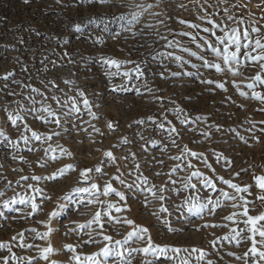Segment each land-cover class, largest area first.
<instances>
[{
  "label": "rangeland",
  "instance_id": "374dc122",
  "mask_svg": "<svg viewBox=\"0 0 264 264\" xmlns=\"http://www.w3.org/2000/svg\"><path fill=\"white\" fill-rule=\"evenodd\" d=\"M150 4L155 7L147 8ZM136 5H144L147 10L143 11L131 32L122 31L131 13L138 10ZM224 9L228 10L227 14ZM121 15L125 19H120ZM227 16L235 19L228 20ZM241 19L244 23L238 24ZM209 21L229 29L256 27L264 34V0H105L103 3L99 0H60L59 3L57 0H29L27 3L25 0H0V132L3 133L0 135V192L3 193L0 195V243L11 246V252L7 248L0 249V261L13 254L16 257L40 255L36 248L27 250L18 246V234L23 233L25 245L35 244L43 248L50 243L54 249V254H50L47 261L37 259L36 264H75L74 255L83 258L98 252L106 243L103 235L98 234V225L93 224L86 230L78 228L100 211L105 223L103 234L112 236L113 241L122 240L132 230L131 226L123 223L127 218L148 228L153 242L159 246L190 251L203 249L206 256L200 264H208V261L212 264H245L244 254L251 247V241L236 246L235 241L224 239L235 227L224 217L242 209H233L228 202L214 214L205 211L202 217H197L188 213L186 208L177 207L183 205L189 195L215 199L218 193L198 184L197 191L182 190L179 194L168 191L164 195L170 198L160 201L148 196L146 202L139 189L129 191L113 179L120 175L130 184L142 174L147 177L148 186L155 185L157 190L161 186L171 189L169 173L180 165L171 174V179L177 181L176 187L182 188L184 178L192 171L186 168L187 161L191 160L193 170L198 169L213 180L217 188L232 192L220 183L219 177L241 186L253 185L251 194H244L246 199L254 201L249 205L250 215L264 213V203L257 199L261 192L254 186V174L264 175V111L261 110L264 104L240 96L233 86L236 82L240 90L248 91L249 78L260 69L258 65L243 67L241 74L234 76L228 71L220 74L214 68H204L198 57L216 58L203 47L204 39L214 41L215 37L203 29L209 28L216 35H222L219 28H213ZM116 33L120 35L116 36ZM90 34L93 37L103 35L104 42L94 44L89 39ZM169 41L176 44L172 48L166 47ZM181 48L188 51H181ZM157 52L180 55L188 63L180 67V62L173 58L153 59ZM192 52L197 55H190ZM101 57L130 61L124 70L139 65L144 75L140 79L135 78V73L131 80L121 77L109 79ZM241 61L247 63L243 50ZM193 64L196 67H192ZM185 72L191 75H184ZM10 73L12 75L8 79H3ZM172 73L181 75L173 76ZM209 79L223 82L227 90L219 89L216 83L201 82ZM117 85L124 87L115 88ZM33 88L44 95L34 93ZM137 88L141 94L137 93ZM257 90L264 91V86H258ZM78 91H83L89 100L95 119L84 108L83 98L77 96ZM53 96L58 97L61 103L68 97H76L80 113L64 117L67 107L61 108L51 99ZM29 97L37 101L35 106ZM43 105H50L61 116V127L44 123L35 118V112L29 111ZM177 108L194 122L181 124L180 119L184 117L177 119ZM10 113L23 119L14 125L9 119ZM41 115L46 116V113ZM198 116L205 119L196 120ZM148 117H153L158 123L163 122L164 129L157 128ZM142 120L144 122L140 123ZM168 121L178 130V135H169ZM110 122L112 129L108 127ZM25 123L42 137L51 135L52 140L41 143L32 139L25 145L22 135L31 136V131H25ZM94 129H99V133ZM202 132L210 135L203 136ZM125 137L129 141L127 144L122 143ZM49 144L55 153H45ZM185 145L191 152L202 156L183 155ZM108 150L118 157L115 163H102L107 159L104 152ZM132 153H135V159ZM53 155L56 160L51 159ZM176 156H182V161L173 159ZM45 163L47 166L41 167ZM135 164L140 165V172H136ZM66 165H73L76 171L60 176L59 170ZM96 166H100L105 174L91 172V183L102 188L105 182H111L117 191L125 193L126 201H121L114 193L108 197L101 196L102 200L125 209L119 213L112 211V216L121 223L109 222L103 216L106 205H87L88 194L73 191L75 187H88L90 183L80 180L79 170ZM53 174H56L54 179H46ZM33 175L44 178L33 181L30 179ZM24 176L29 179L22 180ZM195 180L193 178V182ZM28 184L43 189L42 194L36 195L38 204L44 196L51 197L44 200L42 211L28 215L31 209L24 205L3 207L4 201L18 199L17 194L33 195V191L27 188ZM66 193L71 195V199L62 201L60 198ZM81 199H84V205L77 203ZM57 203H64L66 207L59 216L48 221V214ZM161 206L168 212H160ZM165 220L169 223L165 224ZM45 224L52 228V233L47 239H35L36 233L30 230L43 233L47 231ZM169 227L174 231H169ZM87 232L93 234L97 243L87 242ZM13 237L17 239L13 240ZM66 245H73L75 253L69 252ZM142 246L143 243L131 244V247ZM257 246L260 247L259 244ZM180 255L188 256L187 253ZM197 255L191 254V264H197ZM149 258L154 259V264H174L163 257L158 260ZM143 260L142 254H135L133 264H143ZM9 264H16V261L10 260ZM248 264L254 262L249 259Z\"/></svg>",
  "mask_w": 264,
  "mask_h": 264
},
{
  "label": "snow or ice",
  "instance_id": "6c2138e0",
  "mask_svg": "<svg viewBox=\"0 0 264 264\" xmlns=\"http://www.w3.org/2000/svg\"><path fill=\"white\" fill-rule=\"evenodd\" d=\"M29 2V0H25V3ZM59 3L60 0H57ZM99 2L103 3L105 0H99ZM235 7H240L241 5H234ZM138 10L133 11L130 15V18L127 20L126 27L122 28V31H128L131 32L132 27L139 22L140 17L143 14V11H146L147 8L155 7V5H148L147 8H145L144 5H136L135 6ZM181 7H184V5H181ZM225 13L227 14V9H224ZM120 19H125L123 15H121ZM228 20H233L235 17L233 16H227ZM183 23V21H181ZM210 24L213 25V28H219L222 35H216V32L209 29L204 28V32H211V35L215 37V40L212 41L210 39H204L203 40V47L207 48L211 54L214 55L216 60H209L206 59L204 56L198 57L203 63L202 66L204 68H214L217 73L223 74L225 71L230 72L234 76H238L241 74V68L248 67V66H259L260 71L257 72L254 76L250 77V82L247 83L246 88L248 91L240 90V85L236 82H233V86L237 88L239 91V95L242 97H245L247 99H252L259 101L261 104H264V91L257 90L258 86H264V34L260 33V30L256 27L251 28H244L241 30L239 27H233L231 29L225 27H221L220 25L215 24L214 21H209ZM244 23L243 19L238 21V24ZM79 28V26H77ZM192 27H196L195 25H192ZM255 34V38H254ZM120 35V33H116V36ZM132 35H135L133 32ZM89 39H92L94 44L103 43L104 42V36H95L93 37L91 34L89 35ZM196 37H193V40H195ZM176 42L169 41L166 47L172 48ZM199 47V45H198ZM243 50V58L244 61L247 63H243L241 61V52ZM181 51L187 52L188 49L181 48ZM192 56H196L197 54L195 52L190 53ZM157 57L160 58H173L176 61H179L180 67H183L185 63H188L183 59L180 55H173L171 52H157L155 56H153V59H156ZM220 61V62H216ZM101 63L106 67L107 69V75L109 76V79L113 77H121L125 80H131L133 79V73H135V78L140 79L144 72L142 68L137 65L136 67L128 70H124L126 68V65L131 63L130 61H120L113 58H107V57H101ZM192 67H196L195 64L192 65ZM184 75H191V73H183ZM12 75L11 73L3 77V79H8V76ZM173 76H180L181 73H172ZM202 83L207 84H213L216 83V87H218L221 90L226 91L225 84L223 82H214L213 80H203ZM65 83H72L71 81H65ZM123 85H117L115 88H123ZM145 87L147 85L145 84ZM115 90V89H114ZM34 93H37L38 95L43 96V93H40L38 89H32ZM138 94L140 93L139 88L136 89ZM149 92L152 91V89H148ZM78 97L83 98L82 103L84 105L85 109L89 110V114L93 116V119L96 118L94 113H91L90 108V102L86 98L83 91H78L77 93ZM31 100L33 106L37 103L36 100L29 97ZM54 100L58 105H60L61 108L67 107V111L63 112L64 117H70L71 115H75L80 113V108L78 107L77 98L76 97H68L66 100L61 103V100L53 96L51 98ZM159 99V98H157ZM70 103V106H69ZM264 111V109H261ZM29 111L35 112L36 116L35 118L40 119L44 123H54L57 125V127L62 126L61 122V116L57 114L56 111L51 109L50 105H43L39 109H36L33 107ZM175 112L177 113V119H180L181 116H183V119H180L181 124L186 123H192L194 121H190L187 117V115L183 112L182 109H175ZM42 113H46L45 115H41ZM14 116V118H13ZM9 119L12 120V123L15 125L17 121H20L23 119L22 116L18 114H9ZM148 120H150L153 124L157 126L159 129H164L165 124L163 122L158 123L153 117H148ZM204 117H196V120H203ZM144 121H140V123H143ZM169 127L167 131L169 132V135L171 136L172 133H176L178 135V130L171 125V122H167ZM264 123V122H262ZM73 128L76 127V125H72ZM108 127L110 129L113 128L112 123L110 122L108 124ZM255 125H253V128ZM25 131H31V136L28 135H22L21 139L23 140L24 144L27 145L29 143V140H37L41 141V143H45L52 140V136H41L37 131L31 130L28 128L27 124L24 125ZM219 131V128L216 129ZM67 131V129H65ZM94 131L99 133V129H94ZM234 131V130H233ZM251 131V129L249 130ZM0 135H3L2 132H0ZM53 135H59V133H54ZM102 135V133H101ZM201 135L203 136H209L210 133L208 132H202ZM241 140H244V137H240ZM129 141L127 137H125L122 141L123 144H127ZM172 143L175 144V140H172ZM31 150V149H30ZM55 149L51 147V144H49V147L45 149V153L48 152L55 153ZM66 151V150H65ZM70 156L71 153H68ZM183 155L193 158H200L202 154H198L196 152H191L187 145L184 146L183 149ZM104 156L107 158L105 161H102V163H115V161L118 159V157L114 156L113 152L111 150L105 151ZM133 159H135V153H132ZM220 157L218 156V159ZM21 160L24 158L21 157ZM52 160H56L57 157L53 155L51 157ZM123 159H127V157H123ZM173 159L177 161H182V156H176L173 157ZM206 163V159L204 161ZM47 164H42L41 167H46ZM180 165H177L171 170V173H169V179L172 184V188L168 189L164 186H161L158 190L155 185L148 186V179L147 177H143L142 174L140 176H137V180L133 183H126L125 180L121 179L120 175H117L113 177V179L117 180L123 187L128 189L129 191H132L134 188L139 189L141 193L145 196V201L148 202V196H151L153 199H158L160 201H164L166 197L164 195L165 192L171 191L173 193L179 194L181 191H197L198 190V184H202L205 189H211L213 192L218 193V195L213 199L212 196L205 197L204 199H201L199 196H192L189 195L185 197L183 205L177 206L178 208H186V211L194 216L202 217V214L207 211L209 214H214L217 209L222 208L226 203L231 202V207L233 209H242V211H234L231 214L224 217L227 221L231 222L235 227H232L230 229V235H226L224 239H227L229 241H235L236 246H239L242 242L251 241V247L247 252L244 254L245 264H248L249 259H251L254 264H264V213H260L257 215H250V204H254V201H249L246 199L244 194H251L250 189L253 187V185L248 186H241L236 183H233L231 180H225L223 177H219L220 183L226 185L229 189L232 190V192L225 191L224 189L217 188L216 183L213 182V180L209 179L208 177L204 176L198 169H194V165L191 163V160H188L186 163V168L189 170H192L190 172V175L184 178L182 188L176 187L177 181L171 179V174L175 173L177 168H179ZM135 170L136 172H140V165L135 164ZM68 171H76V168L73 165H66L65 168L59 170V175L63 176ZM97 172L100 174H105L100 166H96L95 168H85L82 170H79V178L80 180L90 182L91 181V172ZM117 171H119V168H117ZM131 175V173H129ZM56 174H53L52 176L47 177L46 179L52 180L55 178ZM159 175V173H157ZM239 175V173H237ZM44 177L33 175L30 177L33 181H39ZM193 178H196L195 182H193ZM22 180L27 181L29 177L24 176L21 177ZM254 186L257 187L261 195L257 197L262 203H264V175H256L254 174ZM10 183V182H9ZM28 189H31L33 191V195L30 196H20L17 198H10L7 201L3 202V207L8 208L11 204H19L24 205L27 207H30L31 211L28 213V215H33L37 211H42V205L44 203V200H50L51 197L44 196L43 200L40 201L38 204L36 202V195L42 194L43 189L39 187H35L33 184L27 185ZM75 193H87V205H93L98 204L101 206L106 205V208L104 209L103 216L110 222L112 220H115L116 223H121L119 219L112 216V211L119 213L124 211V208L117 207L115 204L110 203L108 201L102 200L101 196L108 197L111 194H115L119 197L121 201H126V196L124 192L117 191L111 182H105L103 187L101 188L96 183H89L88 187H75L73 189ZM0 195H3L2 192H0ZM62 201H67L71 199V195L66 193L63 197L60 198ZM77 203H80L81 205L85 204L84 199H81L77 201ZM86 206V205H85ZM66 205L64 203H57L56 207L48 214V221H51L54 217H57L61 214V212L64 211V208ZM16 211H21V209H15ZM160 212H168V209L161 206L159 209ZM239 217V219H237ZM41 223H44L43 221ZM124 224H127L131 226L132 230L127 233V235L122 240H114L112 236L110 235H104L103 229L105 227L104 220H102V214L100 211H97L93 219L88 221L86 224H80L78 225V228L81 230H86L88 228H91L93 224H96L99 226L100 232L99 235H103V241L106 243L103 244V247L99 249L98 252H94L89 255H85L83 258H81L80 255H74L72 259L75 261V264H110V258H111V264H133L134 256L135 254H142L144 256L143 264H154L155 258L158 260V258L163 257L166 260L173 261L174 264H191V254L192 253H198L196 256L197 264H200L201 261L204 260L206 253L203 249H196L193 248L191 251L187 248H177L172 247L169 248L168 246H159L153 242V239L149 233V229L146 227H143L141 225H137L132 219L125 218L123 220ZM165 224H168L169 222L167 220L164 221ZM240 225H243V227H240ZM45 227H47V231L40 233L37 232L36 229H31L30 231L35 232L36 236L35 239H47L50 234L52 233V228L45 224ZM212 227H227V225H212ZM169 231H174L171 227H169ZM20 239V244L18 245L21 248H26L27 250H32L33 248H36L40 255L38 257H16L14 254L10 257H4L2 261H0V264H9L10 260L16 261V264H36L37 259H42L47 261L49 259L50 254H54V249L52 248L51 244L49 243L47 247L40 248L38 245L35 244H28L25 245L24 243V237L23 233L18 234ZM88 235V241L90 243H97L96 239L94 238L93 234L91 232H87ZM257 236L259 237V240H257ZM17 237H13V240H16ZM143 243L144 246L142 247H131V244H139ZM259 244V248L258 245ZM66 249L69 252L75 253L76 249L73 245H66ZM7 248L9 252H11V246L7 244L0 243V249ZM181 253H187L188 256H181ZM240 259V257H237ZM208 264H212L211 261H208Z\"/></svg>",
  "mask_w": 264,
  "mask_h": 264
}]
</instances>
